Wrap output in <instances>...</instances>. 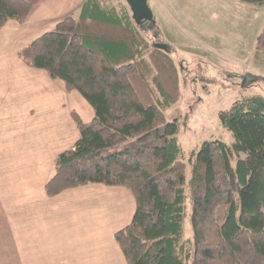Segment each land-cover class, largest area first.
Returning <instances> with one entry per match:
<instances>
[{"label":"trees","instance_id":"1","mask_svg":"<svg viewBox=\"0 0 264 264\" xmlns=\"http://www.w3.org/2000/svg\"><path fill=\"white\" fill-rule=\"evenodd\" d=\"M39 1L0 0V30L25 22ZM159 38L157 23L136 24L126 0H85L79 17L64 18L21 52L95 111L90 122L72 112L80 136L57 155L47 194L92 183L127 188L136 210L115 237L128 264H264V96L220 111L234 142L204 141L188 157V179L178 118L166 117L181 96V64ZM256 49L264 51V27Z\"/></svg>","mask_w":264,"mask_h":264},{"label":"crops","instance_id":"2","mask_svg":"<svg viewBox=\"0 0 264 264\" xmlns=\"http://www.w3.org/2000/svg\"><path fill=\"white\" fill-rule=\"evenodd\" d=\"M84 2L40 0L25 22L9 20L0 30V112L10 116L9 128L0 131V264H128L115 237L136 210L127 188L92 183L56 196L46 191L57 155L80 136L72 112L90 122L93 107L21 57L31 41ZM73 93L84 99L75 94L78 106ZM8 135L16 145L6 146ZM64 223H70L66 233Z\"/></svg>","mask_w":264,"mask_h":264},{"label":"rangeland","instance_id":"3","mask_svg":"<svg viewBox=\"0 0 264 264\" xmlns=\"http://www.w3.org/2000/svg\"><path fill=\"white\" fill-rule=\"evenodd\" d=\"M121 1L104 0L108 6ZM148 5L160 32L158 43L167 45L181 64V96L166 109V117L169 121L178 118V139L187 157L189 179L192 165L188 157L204 141L234 142L232 133L219 120L220 111L237 99L264 96V51L256 49V39L264 27V5L246 0H148ZM12 85L19 84L15 81ZM5 94L10 100L12 95ZM75 94L79 93H73V104L78 106ZM4 104L9 105L7 101ZM0 122V131L5 132L10 126L6 109L0 112ZM16 143L8 135L6 146ZM232 163L235 166L236 160ZM191 211L189 200L184 220L189 238L193 234ZM63 228L66 233L70 223H64Z\"/></svg>","mask_w":264,"mask_h":264},{"label":"water","instance_id":"4","mask_svg":"<svg viewBox=\"0 0 264 264\" xmlns=\"http://www.w3.org/2000/svg\"><path fill=\"white\" fill-rule=\"evenodd\" d=\"M126 2L130 7L132 17L136 24L143 25L149 22H155L148 5V0H126ZM158 46L168 50V47L165 44L158 43Z\"/></svg>","mask_w":264,"mask_h":264}]
</instances>
